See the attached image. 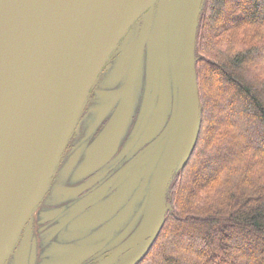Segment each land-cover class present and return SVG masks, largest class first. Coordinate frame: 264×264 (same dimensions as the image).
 Instances as JSON below:
<instances>
[{"label": "water", "instance_id": "1", "mask_svg": "<svg viewBox=\"0 0 264 264\" xmlns=\"http://www.w3.org/2000/svg\"><path fill=\"white\" fill-rule=\"evenodd\" d=\"M157 1L0 0V264L44 193L97 74L137 17L149 10L118 91L122 102L101 132L102 155L114 151L131 110V86ZM201 5L202 0L162 2V26L174 32L178 47L169 64L177 107L150 206L124 246L131 253L123 264H137L155 241L172 208L165 198L168 184L196 142L200 108L194 46ZM147 81H159L157 74L149 72ZM144 101L143 109L150 105L147 91Z\"/></svg>", "mask_w": 264, "mask_h": 264}, {"label": "flooded vegetation", "instance_id": "2", "mask_svg": "<svg viewBox=\"0 0 264 264\" xmlns=\"http://www.w3.org/2000/svg\"><path fill=\"white\" fill-rule=\"evenodd\" d=\"M166 1L158 0L152 7L131 86V110L114 151L102 155L101 132L122 102L118 91L126 83L132 47L149 10L137 17L97 74L48 185L4 264H123L129 257L131 247L124 246L150 206L167 128L177 107L169 64L178 47L174 32L162 26ZM149 72L159 81L148 82ZM146 91L150 105L143 109ZM173 179L166 189L167 202Z\"/></svg>", "mask_w": 264, "mask_h": 264}, {"label": "trees", "instance_id": "3", "mask_svg": "<svg viewBox=\"0 0 264 264\" xmlns=\"http://www.w3.org/2000/svg\"><path fill=\"white\" fill-rule=\"evenodd\" d=\"M194 52L199 131L137 264H264V0H202Z\"/></svg>", "mask_w": 264, "mask_h": 264}, {"label": "rangeland", "instance_id": "4", "mask_svg": "<svg viewBox=\"0 0 264 264\" xmlns=\"http://www.w3.org/2000/svg\"><path fill=\"white\" fill-rule=\"evenodd\" d=\"M222 23V22H221ZM216 29H218L219 27H220V22L218 21L217 22V24H216ZM256 58H257V56H256ZM255 58V59H256ZM218 75V74H217ZM209 78H212L211 77V73H210V75H209ZM223 110V112H224V108L222 109ZM223 112H220V111H217L216 112V119H215V122L214 123H216V122H218V120L220 121L221 119H222V117H223V115H225V113L223 114ZM240 111H238L237 110V113L236 114H238ZM238 115H235V116H233L232 115V118H234L236 121H238V120H241V121H238V123H240V124H254L253 123V121L249 118H244V117H237ZM251 121V122H250ZM248 122H250V123H248ZM251 124V125H252ZM260 134H262V133H260ZM263 135H264V133H263ZM263 135L261 136L262 137V139L261 140H263L264 141V137H263ZM250 139L251 140H253V141H256V138H255V136L252 134V135H250ZM258 143H260V142H258ZM217 165V164H216ZM223 165H226V164H223ZM213 168H207L205 171H203L202 173H208L209 171H211ZM186 239H188V238H186ZM177 240H178V237L177 236H172L171 238H169V240H168V251L167 252H169V253H171L170 252V247L172 246V244H174V243H177ZM189 240V239H188Z\"/></svg>", "mask_w": 264, "mask_h": 264}]
</instances>
